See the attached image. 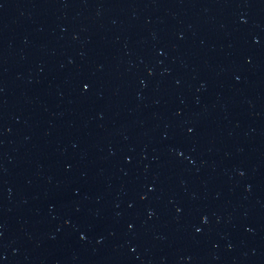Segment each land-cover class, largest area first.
Wrapping results in <instances>:
<instances>
[{
  "label": "water",
  "instance_id": "1",
  "mask_svg": "<svg viewBox=\"0 0 264 264\" xmlns=\"http://www.w3.org/2000/svg\"><path fill=\"white\" fill-rule=\"evenodd\" d=\"M0 264H264V0H0Z\"/></svg>",
  "mask_w": 264,
  "mask_h": 264
}]
</instances>
